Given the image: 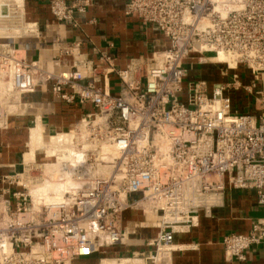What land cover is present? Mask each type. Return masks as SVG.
Masks as SVG:
<instances>
[{
	"label": "built area",
	"instance_id": "2783aa9c",
	"mask_svg": "<svg viewBox=\"0 0 264 264\" xmlns=\"http://www.w3.org/2000/svg\"><path fill=\"white\" fill-rule=\"evenodd\" d=\"M49 6L59 22L85 12L67 0ZM125 14L163 33L169 47L126 70L105 58L107 73L123 84L116 97L98 80L84 84L81 71L52 73L28 61L11 42L39 37V27L27 19L26 0L0 2V81L13 86L11 98L18 103L51 83L60 100L95 110L77 126L89 144L70 166L75 185L59 202L34 201L24 173L3 178L0 264H77L122 242L129 210L142 211L158 229L148 241L154 251L98 264H171L175 234L191 232L201 215L212 216L228 189L252 190L264 205V0H128ZM194 55L199 61L212 55L251 80L234 72L211 91L205 81L185 85V64ZM240 89L254 96L258 117L234 110L231 93ZM6 112L1 108L0 120ZM263 243V221L247 235L223 240L226 255L239 262Z\"/></svg>",
	"mask_w": 264,
	"mask_h": 264
},
{
	"label": "crops",
	"instance_id": "0c3cea01",
	"mask_svg": "<svg viewBox=\"0 0 264 264\" xmlns=\"http://www.w3.org/2000/svg\"><path fill=\"white\" fill-rule=\"evenodd\" d=\"M127 1L67 0L70 6H85V12L76 10L72 21L59 22L51 14L50 0H26L27 19L38 25L40 36L19 41L16 48L25 53L28 61L41 63L49 72L81 71L86 75L84 84L98 80V87L118 97L123 84L116 75L107 73L110 63L117 70H126L135 62L149 64L154 56L169 47L163 33L152 26H144L136 16H126ZM105 58L111 62H106ZM205 58L199 61L194 55L186 62L185 85L191 81H205L211 91L216 85L231 81L232 71L224 82L218 83L223 80L218 77V71L223 73V66L213 61L212 55ZM243 81L248 83L249 79L244 77ZM16 105L15 112L3 114L0 124V188L4 186V177L17 173L29 150V132L38 123L45 130L43 136L45 133L52 136L71 130L95 111L90 104H68L60 100L51 83L39 86L34 93L22 95ZM133 221L138 226L126 244L117 243L94 256L78 260L77 264H98L103 258H129L153 252L148 241L156 236L158 229L142 211L129 210L122 217L124 234ZM258 221L264 222V205L258 203L256 192L228 189L224 204L216 208L212 216L201 215L199 225L191 232L175 234L171 264H264V243L251 247L244 262L230 259L223 245L227 235H247Z\"/></svg>",
	"mask_w": 264,
	"mask_h": 264
},
{
	"label": "bare ground",
	"instance_id": "6f19581e",
	"mask_svg": "<svg viewBox=\"0 0 264 264\" xmlns=\"http://www.w3.org/2000/svg\"><path fill=\"white\" fill-rule=\"evenodd\" d=\"M1 1L2 0H0V2ZM2 29L3 28L0 25V31H2ZM3 32L4 31H2V33ZM10 34H13L14 36L15 31H11ZM212 60L218 62V59L216 58H212ZM220 60L223 61V58ZM232 72L238 73L241 71L240 69L236 68L232 70ZM12 87L13 86L10 82L6 83L5 81H0V105L3 104L9 113H13L11 112L10 108H14V111L18 109L16 104H9L5 102L10 101V93L13 89ZM0 124H2V120H0ZM43 132L44 130L42 129V125L40 123H38L36 128L31 129L30 142L28 145L29 151L25 154V158H23L22 162L26 168L31 167L33 164H35L36 154L40 149L44 152L46 158L51 159L50 162L39 165L41 171L43 172V176L40 181H38V183H36V185L31 189L30 194L36 202L41 198L48 202H59L62 199L64 193L70 187L75 185L72 169L69 168H71L70 166H75L76 158H80V153L75 151L73 148L68 146L66 147V145L70 144L71 141L69 138H67L68 134H57V136L53 135L50 138V145H45ZM111 153L112 155H116L113 149L111 150ZM69 163H71V165H69ZM70 181L71 183L69 185L65 183ZM131 223L134 224V227H130ZM131 223H129L127 232L123 236L122 242L124 243L129 241V239L132 238L136 232L138 226L137 222L134 223L133 221ZM109 247L111 246L104 248V250Z\"/></svg>",
	"mask_w": 264,
	"mask_h": 264
},
{
	"label": "rangeland",
	"instance_id": "374dc122",
	"mask_svg": "<svg viewBox=\"0 0 264 264\" xmlns=\"http://www.w3.org/2000/svg\"><path fill=\"white\" fill-rule=\"evenodd\" d=\"M10 35H13V34H10ZM30 39H33V38H31V37L28 36V37L23 38L21 40H12L11 43H14L13 46L16 47V44L15 43H17L19 41H22V40L24 41V40H30ZM222 66H223V73L220 72V71H218L219 72L218 73L219 74L218 77H220V80L221 79H223V80H221L218 83L224 82L225 77H228V75H230V71H231V70L228 69V66H225V65H222ZM240 75L242 77H246L247 79H249V81L251 80V75L247 71H245V70ZM231 94L233 96V104H234V108H235V111L236 112H239L241 114H247V113H249V114L254 115L255 117H258L259 116L260 106L257 105L254 96H251V95L247 94L242 89L237 90V91H234ZM14 96L18 97V95H16V94ZM247 97L249 99H247ZM5 102L6 103H9V104H16L17 103L15 101L14 97H12L10 99V101H8V102L5 101ZM0 108H4L5 110H7V108H5V106L3 104L0 105ZM10 109H11V112H15L14 111V108H10ZM78 125L79 124H77L76 127L74 126L71 130H68V131H65V132H60L58 134H62V135L68 134V137L67 138H69L71 141H70V144H67L66 145V147L68 146L70 148H73L75 151H77L78 153H80L79 151L82 150L86 145H88L89 142L86 141V136H85L86 133L84 131H82L83 129L81 130V128H79V127L77 128ZM44 132H45V130H44ZM54 135L57 136V134H54ZM52 136H50L49 134H46V133L44 134V142H45V145H50L49 142H50V138ZM28 140H29V135H28ZM27 150H28V147H26L25 152ZM50 161H51V159L46 158L44 152L40 149L37 152L36 162L31 167L26 168V166L24 165V163L21 162V165L17 169V172L24 173V180H27V188H28L29 191H31V189L36 185V183H38V181H40V179L43 176L42 175L43 172L41 171V168H40L39 165H42L44 163H48ZM70 164L71 163H69V165ZM65 183L69 185L71 183V181L70 182H65Z\"/></svg>",
	"mask_w": 264,
	"mask_h": 264
},
{
	"label": "water",
	"instance_id": "95a60500",
	"mask_svg": "<svg viewBox=\"0 0 264 264\" xmlns=\"http://www.w3.org/2000/svg\"><path fill=\"white\" fill-rule=\"evenodd\" d=\"M0 119H2V115H1V108H0Z\"/></svg>",
	"mask_w": 264,
	"mask_h": 264
}]
</instances>
